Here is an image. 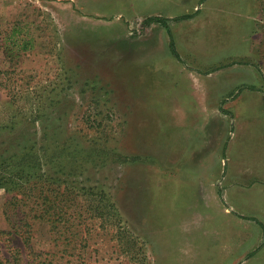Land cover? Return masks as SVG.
I'll list each match as a JSON object with an SVG mask.
<instances>
[{
	"label": "rangeland",
	"instance_id": "obj_1",
	"mask_svg": "<svg viewBox=\"0 0 264 264\" xmlns=\"http://www.w3.org/2000/svg\"><path fill=\"white\" fill-rule=\"evenodd\" d=\"M0 172V264H264V0H0Z\"/></svg>",
	"mask_w": 264,
	"mask_h": 264
},
{
	"label": "trees",
	"instance_id": "obj_2",
	"mask_svg": "<svg viewBox=\"0 0 264 264\" xmlns=\"http://www.w3.org/2000/svg\"><path fill=\"white\" fill-rule=\"evenodd\" d=\"M193 17H194L193 15H186V16L178 18L177 20H187V19H191ZM153 23H159V24L163 25L170 32L169 20L168 19H164L162 17H151V18H148L146 20L145 25L146 26H150ZM171 49L174 52V54L176 56H178L176 51H175V49H174L173 42H171ZM15 179H16L15 177L5 176L3 173L0 172V186L6 184L8 182L9 183H12V182L14 183Z\"/></svg>",
	"mask_w": 264,
	"mask_h": 264
},
{
	"label": "crops",
	"instance_id": "obj_3",
	"mask_svg": "<svg viewBox=\"0 0 264 264\" xmlns=\"http://www.w3.org/2000/svg\"><path fill=\"white\" fill-rule=\"evenodd\" d=\"M241 21L245 23V22L248 21V19L246 20V18L243 17V18H241ZM158 24H159V23H158ZM151 25H152V24H151ZM160 25H161V24H160ZM228 27H229V25H228ZM241 29H242V28H241ZM167 31H168V30H167ZM243 31H244V30H243ZM168 32H169V31H168ZM196 34H197V31H196ZM197 36H198V35H197ZM170 50H171V46H170ZM171 52H173V51L171 50ZM173 53H174V52H173ZM183 67H184V66H183ZM230 239H231V241H232V244H233V241H234L235 244L237 245L236 240H235L236 238L231 237ZM254 243H255V242H254ZM233 247H234V249L236 250V247L234 246V244H233ZM235 252L237 253L238 251L236 250ZM237 255H238V253H237ZM255 259H256V258H255ZM251 260L253 261V260H254V257H252V258L249 259V261H251ZM249 261H248V262H249ZM248 262H247V263H248ZM247 263L245 262L244 264H247Z\"/></svg>",
	"mask_w": 264,
	"mask_h": 264
}]
</instances>
